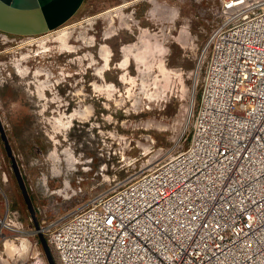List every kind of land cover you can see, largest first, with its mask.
I'll list each match as a JSON object with an SVG mask.
<instances>
[{"label": "rangeland", "instance_id": "374dc122", "mask_svg": "<svg viewBox=\"0 0 264 264\" xmlns=\"http://www.w3.org/2000/svg\"><path fill=\"white\" fill-rule=\"evenodd\" d=\"M125 1L84 0L66 23L38 35L0 30V221L23 230L0 223V264L47 263L1 129L38 221L62 218L190 140L193 71L212 27L201 12L218 0H139L98 17ZM65 27L73 50L57 40ZM125 46L136 50L126 57Z\"/></svg>", "mask_w": 264, "mask_h": 264}, {"label": "built area", "instance_id": "2783aa9c", "mask_svg": "<svg viewBox=\"0 0 264 264\" xmlns=\"http://www.w3.org/2000/svg\"><path fill=\"white\" fill-rule=\"evenodd\" d=\"M210 5L190 140L62 218L42 215L33 233L57 264H264V0Z\"/></svg>", "mask_w": 264, "mask_h": 264}, {"label": "water", "instance_id": "95a60500", "mask_svg": "<svg viewBox=\"0 0 264 264\" xmlns=\"http://www.w3.org/2000/svg\"><path fill=\"white\" fill-rule=\"evenodd\" d=\"M83 2L84 0H0V30L9 34L25 36L46 33L71 19L80 9ZM1 132L35 227L39 228L36 210L19 166L12 154V149L3 129H1ZM38 237L47 259L46 264H57L44 234L39 232Z\"/></svg>", "mask_w": 264, "mask_h": 264}, {"label": "bare ground", "instance_id": "6f19581e", "mask_svg": "<svg viewBox=\"0 0 264 264\" xmlns=\"http://www.w3.org/2000/svg\"><path fill=\"white\" fill-rule=\"evenodd\" d=\"M137 1H139V0H131V1H125L123 4H121L120 6H117L116 8H114V10H108V11H105V12H103V14H101V15H99L98 17H100V16H110V14L113 12V11H120V10H122V9H124V8H126V7H128L129 5H131V4H133L134 2H137ZM122 16V15H121ZM122 18H124V17H122ZM123 22H125L126 20L125 19H123L122 20ZM86 22H89V20H88V18H87V21ZM92 22V21H91ZM126 24V23H125ZM73 27V26H72ZM72 31V30H71ZM71 31H69V27H65V28H61L60 30H58V31H56V33L55 34H57L56 35V37H57V40L61 43V45H62V47L65 49H72V48H75L74 46H72V45H70V43H69V38L71 37ZM109 34V33H108ZM50 36V35H49ZM45 37H47V35L46 36H44V37H42V38H39V41L40 40H44V38ZM54 38V37H53ZM145 38H147V37H144V38H142V43H141V46H139V48L137 49V53L136 54H134L135 55V57H137V58H139V61L141 60V61H143L144 60V57H143V53H144V47L146 46V43H145ZM92 39V38H91ZM37 40V39H36ZM35 40V41H36ZM86 41H87V39H86ZM88 41H90V38H89V40ZM29 42V41H28ZM31 42H33V41H31ZM30 42V43H31ZM147 43H149V42H147ZM73 50V49H72ZM123 50H124V52H125V56L126 57H128V54H129V52H132V51H134V50H136L135 48H134V46H132V47H128V46H125V47H123ZM111 52H110V49L108 48V47H102L101 48V55H102V57H103V59H105L106 60V62L108 63L109 62V59H110V54ZM92 57V56H91ZM90 57V58H91ZM140 61V62H141ZM109 64V63H108ZM100 68H103V67H100ZM100 71H101V69H100ZM99 71V72H100ZM36 75V74H35ZM102 76V75H101ZM39 92H40V95L41 96H44V93H45V85H43V86H40L39 87ZM43 105V104H42ZM74 117H75V114H72V115H70V117H69V123H71V121L74 119ZM69 125V124H68ZM0 223L3 225V226H6V227H9V228H11V229H14V230H17V228H15V227H13V225L12 224H10V223H6V222H4V221H0ZM8 245V247L10 248V251L12 252H15L16 251V246L14 245V244H10V243H7ZM13 245V246H12ZM24 262L22 261V259L20 260V264H23Z\"/></svg>", "mask_w": 264, "mask_h": 264}]
</instances>
